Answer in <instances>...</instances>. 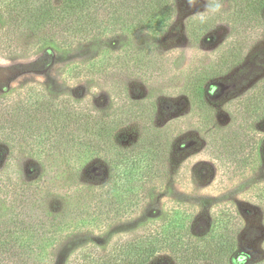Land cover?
Returning <instances> with one entry per match:
<instances>
[{
    "label": "trees",
    "instance_id": "1",
    "mask_svg": "<svg viewBox=\"0 0 264 264\" xmlns=\"http://www.w3.org/2000/svg\"><path fill=\"white\" fill-rule=\"evenodd\" d=\"M209 1L229 4L226 16L230 34L214 62L189 75L184 86L189 114L200 137L210 138L225 150L251 147L254 161L262 163L264 146L257 135L243 133L240 126L264 119V80L235 101V125L220 123L209 100L214 95L213 82L230 66L240 64L251 39L247 34L264 20V0ZM175 12V0H0V56L17 58L20 37L34 40L30 50L51 45L65 51L75 42L98 36L152 34L155 39ZM193 22L188 34L197 39L206 32L209 21ZM96 64L85 69L94 70ZM73 69L81 74L84 67ZM157 114L150 102L141 101L123 103L115 112L100 117L82 110L70 98L49 96L36 84L1 93V142L15 148L22 144L21 139L39 161L57 147L55 153H60L58 159L65 164L72 161L73 166H80L98 158L107 180L92 190L97 202L94 216L53 214L37 194L24 196L21 201L29 214L19 217L11 212L0 219V261L50 264L51 251L63 234L82 228L104 231L109 222L126 219L140 210L147 185L168 172L187 142L178 135L177 123L156 124ZM41 169L44 173L36 181L18 185L27 187L26 191L43 192L46 187L40 184L46 181L41 180L48 174L43 164ZM3 175L0 173V179ZM15 195L9 197L13 200ZM195 222L185 213L172 210L162 219L141 221L138 226L142 228L132 239H117L101 253L94 244L84 245L75 254V262L68 258L64 264H264V252L255 255L243 247L246 231L239 213L220 210L208 225Z\"/></svg>",
    "mask_w": 264,
    "mask_h": 264
},
{
    "label": "rangeland",
    "instance_id": "2",
    "mask_svg": "<svg viewBox=\"0 0 264 264\" xmlns=\"http://www.w3.org/2000/svg\"><path fill=\"white\" fill-rule=\"evenodd\" d=\"M175 2L174 16L155 39L150 37L152 34L98 36L75 42L65 51L51 45L30 50L34 40L20 37L17 58L0 56V94L36 84L49 96L70 98L82 110L100 117L115 112L123 103L147 101L158 112L155 123H177L178 135L187 141L168 172L147 185L140 210L126 219L109 222L104 231L82 228L63 234L51 251L50 264H64L68 258L75 262L77 251L86 244L98 246L101 253L117 239H132L142 228L138 226L141 221L162 219L172 210L206 225L220 210L239 213L242 228L250 235L245 233L243 247L255 255L264 252V162L254 161L251 147L225 150L210 138L200 137L184 90L189 75L209 66L225 48L230 34L226 16L229 4L209 0ZM197 19H207L209 26L202 36L193 39L188 27ZM247 36L251 39L240 64L230 66L222 78L213 82L214 95L209 100L217 120L231 126L235 125V101L264 80V20ZM93 62L97 63L94 70L85 69ZM79 65L84 69L76 74L73 68ZM240 127L243 133L257 135L264 146V119ZM19 141L22 144L15 148L0 141V173L5 174L0 179V219L11 212L19 217L29 214L21 201L28 194L43 198L53 214L94 216L97 202L92 190L107 180L101 160L94 157L80 166H73L72 161L65 164L58 159L56 146L39 161L25 142ZM42 164L48 174L41 180L46 181L40 184L46 187L43 192L26 191L27 187L18 185L21 181H36L44 173ZM15 193L12 200L9 195ZM0 264L17 263L11 260Z\"/></svg>",
    "mask_w": 264,
    "mask_h": 264
}]
</instances>
